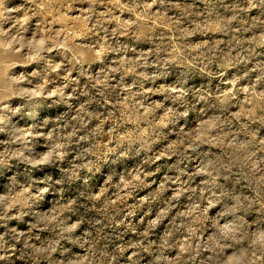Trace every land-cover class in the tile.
Wrapping results in <instances>:
<instances>
[{"label": "clouds", "instance_id": "1", "mask_svg": "<svg viewBox=\"0 0 264 264\" xmlns=\"http://www.w3.org/2000/svg\"><path fill=\"white\" fill-rule=\"evenodd\" d=\"M0 264H264V0H0Z\"/></svg>", "mask_w": 264, "mask_h": 264}, {"label": "rangeland", "instance_id": "2", "mask_svg": "<svg viewBox=\"0 0 264 264\" xmlns=\"http://www.w3.org/2000/svg\"><path fill=\"white\" fill-rule=\"evenodd\" d=\"M157 179H159V177H157Z\"/></svg>", "mask_w": 264, "mask_h": 264}]
</instances>
